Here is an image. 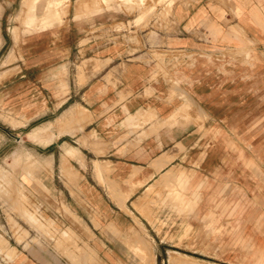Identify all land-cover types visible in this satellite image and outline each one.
Masks as SVG:
<instances>
[{"label": "crops", "instance_id": "obj_1", "mask_svg": "<svg viewBox=\"0 0 264 264\" xmlns=\"http://www.w3.org/2000/svg\"><path fill=\"white\" fill-rule=\"evenodd\" d=\"M25 1L0 0V112L96 264H264V0H56L22 33Z\"/></svg>", "mask_w": 264, "mask_h": 264}, {"label": "rangeland", "instance_id": "obj_2", "mask_svg": "<svg viewBox=\"0 0 264 264\" xmlns=\"http://www.w3.org/2000/svg\"><path fill=\"white\" fill-rule=\"evenodd\" d=\"M42 1L46 3L26 0L20 5L18 32L30 33L62 23L63 12L70 4L66 8L63 2ZM103 2L109 7V2ZM145 6L143 0H118L117 8L128 15L142 12ZM30 17L34 20H28ZM244 58L248 63L253 59L249 54ZM256 70L253 68V73ZM22 124L17 115L6 114L4 109L0 112V264H46V260L36 258V253L52 256L50 263L96 264L88 229L70 212L62 197L42 184L41 178L52 165L32 159L36 147L30 141V127L18 130ZM44 156L46 153H42Z\"/></svg>", "mask_w": 264, "mask_h": 264}, {"label": "bare ground", "instance_id": "obj_3", "mask_svg": "<svg viewBox=\"0 0 264 264\" xmlns=\"http://www.w3.org/2000/svg\"><path fill=\"white\" fill-rule=\"evenodd\" d=\"M39 129H40V128H39ZM33 131H34V130H33ZM39 131H41V129H40ZM35 133H36V130H35V132H33V134H35ZM38 133H41V132H38V129H37V134H38ZM37 134H35V135L37 136ZM30 135H32V133H30ZM35 135H34V136H35ZM32 136H33V135H32ZM181 175H182V174H181ZM197 192H198V191H197Z\"/></svg>", "mask_w": 264, "mask_h": 264}]
</instances>
